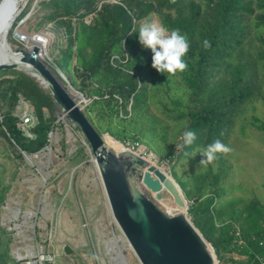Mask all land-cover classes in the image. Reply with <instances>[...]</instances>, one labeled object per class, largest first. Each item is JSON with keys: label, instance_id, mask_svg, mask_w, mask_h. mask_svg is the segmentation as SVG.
<instances>
[{"label": "trees", "instance_id": "trees-1", "mask_svg": "<svg viewBox=\"0 0 264 264\" xmlns=\"http://www.w3.org/2000/svg\"><path fill=\"white\" fill-rule=\"evenodd\" d=\"M43 5L50 8L47 18L55 21L65 36L59 56L48 66L54 73L53 65L58 67L71 85L91 98L84 112L98 132L123 143L156 142L148 132H143L145 139L136 134L149 95L143 70L154 76L149 67L151 50L140 47L135 33L142 20L155 12L169 29L178 28L187 34L191 45L187 70L175 74L179 79L176 83L174 75L167 73H159L157 81L162 88L158 98L163 110L177 117L182 133H196L197 139L190 147L165 156L170 160L172 178L186 197L192 192L188 181L175 170L177 160L205 149L217 139L227 144L235 120L247 104L255 99L264 104V0H47ZM89 16L90 21H85ZM205 40L210 48L203 46ZM73 55L75 63L70 66ZM171 86L176 88L173 95ZM17 92L30 101L37 117L33 139L24 137L16 126L13 111ZM0 101V135L17 146L19 151L14 150L18 157L22 158L21 151L32 154L48 144L57 107L47 88L34 76L22 70L0 69ZM91 114L97 119L95 123ZM261 124L264 128V122ZM215 162V170L209 164L201 174L203 180L204 175L211 176L209 186L217 185L222 177L226 179L230 170L224 155ZM206 186L198 187L188 207L193 224L210 242L218 262L230 255L237 264H257L253 253L264 255L262 206L256 200L245 206L247 223L240 230L246 246L237 253L240 257L235 256L236 249L231 247L235 224L216 225L221 211L215 207L213 214L211 207L218 191L210 187L206 194ZM230 217L238 219L240 214ZM0 264H8L5 252L0 253Z\"/></svg>", "mask_w": 264, "mask_h": 264}, {"label": "rangeland", "instance_id": "rangeland-1", "mask_svg": "<svg viewBox=\"0 0 264 264\" xmlns=\"http://www.w3.org/2000/svg\"><path fill=\"white\" fill-rule=\"evenodd\" d=\"M45 1L16 0L15 17L11 24V21L8 22L2 29L8 54L17 48L26 46L29 49L32 46L31 41L21 43L15 39V32L21 30L30 37L37 35L46 38V54L40 57L46 65L59 56V49L65 44V36L56 22L47 18L50 8L43 5ZM151 20L160 21L157 13H150L141 23ZM85 21L89 22L90 16ZM140 47L144 48L141 44ZM74 63L73 55L70 66ZM151 65L152 61L149 67L154 76L148 70H143L149 95L146 110L137 122L139 133L136 134L143 139L146 138L143 132L154 135L156 142L154 140L145 145L164 159L172 151L180 150L183 133L177 126V117L167 114L159 102V93H162L160 83L157 82L159 72ZM53 66L58 75L59 68ZM61 79L84 111L87 103L84 104L82 97L85 96L70 84L64 74ZM174 79L175 83L179 80L176 75ZM175 90L171 86L170 94L173 95ZM177 92L180 94L181 89L178 88ZM55 114L57 119L48 134V144L32 154L23 152L22 158L14 150L16 148L19 151L17 146L0 135V194H3V200L0 201V253H6L8 264H16L14 251L20 249L29 254L40 243L52 250L53 264L60 260L59 253L75 264H141L112 216L96 163L92 160L94 155L82 132L58 108ZM91 116L95 123L97 119L94 114ZM263 122L264 104L261 99H255L247 104L235 120L227 141L233 151L224 156L230 170L226 179L220 178L215 186L208 185L211 176L204 175V180L201 176L209 166L200 165L204 159L200 153L202 150L178 159L175 170L188 181L187 187L192 195L186 197L180 188L187 208H175L172 198L162 200L166 207L184 211L192 222L188 207L198 187L208 185L206 194L210 193V187L218 191L214 208L211 207L213 214L216 213L215 207L221 211L220 217L215 219L217 226L221 222H230L243 229L248 216L245 206L253 200L262 206L260 209L264 213ZM101 134L112 147L111 143L116 139L106 132ZM118 142L123 147V142ZM210 165L213 170L218 166L215 161ZM233 213L240 214V218L231 219ZM66 245L72 249V254H76L67 256L63 252ZM215 264H237V260L225 255Z\"/></svg>", "mask_w": 264, "mask_h": 264}, {"label": "water", "instance_id": "water-1", "mask_svg": "<svg viewBox=\"0 0 264 264\" xmlns=\"http://www.w3.org/2000/svg\"><path fill=\"white\" fill-rule=\"evenodd\" d=\"M31 44L29 49L13 50L11 61L0 62V69L28 71L47 88L61 114L79 127L94 155L112 216L139 262L215 264L217 259L211 245L186 213L166 207L162 202L172 198L177 206L187 208L186 199L172 176L128 149L114 151L106 146L103 134L90 122L54 71L40 59L38 45L34 40ZM64 250L71 252L67 245Z\"/></svg>", "mask_w": 264, "mask_h": 264}, {"label": "clouds", "instance_id": "clouds-1", "mask_svg": "<svg viewBox=\"0 0 264 264\" xmlns=\"http://www.w3.org/2000/svg\"><path fill=\"white\" fill-rule=\"evenodd\" d=\"M135 32V30H133ZM133 32H130L132 34ZM139 43L152 52V68L161 74L175 75L183 73L188 68L187 56L190 50V41L187 34L178 28L169 29L158 20L146 21L140 24L138 32ZM207 49L211 47L208 40L203 42ZM197 139L194 131H185L182 135L183 144L179 147H190ZM177 147V146H176ZM233 149L217 139L209 144L200 153L204 157L200 165L205 167L218 160L220 155L227 156ZM185 155H188L186 152Z\"/></svg>", "mask_w": 264, "mask_h": 264}, {"label": "built area", "instance_id": "built-area-1", "mask_svg": "<svg viewBox=\"0 0 264 264\" xmlns=\"http://www.w3.org/2000/svg\"><path fill=\"white\" fill-rule=\"evenodd\" d=\"M29 37L30 36L28 34L22 32L21 30H17L15 32V39L18 42L26 43L29 41ZM25 48L28 47L25 46ZM42 55H43L42 50L40 49L39 57H41ZM124 60L125 59H120V61H124ZM90 100L91 98L82 97V101L84 102V104L88 103ZM13 115L17 118L16 126L20 130L21 134L28 139H33L35 137L33 128L37 123V117L34 113L30 101L27 98H25L20 92L16 93ZM0 119H1V115H0ZM122 144L124 149H128L142 156L143 158L149 160L150 162L157 164L169 174L170 172L169 158H164V159L159 158L153 150H151L147 145H145L142 142L125 141ZM231 234H232L231 247L236 249V251L234 250L235 253L234 255L240 257L237 253H239L240 249L246 246V241L242 237L240 227L236 224L233 227ZM253 255H254V260L257 262V264H264V255H260L257 253H253ZM14 259L18 264H53L54 254L51 249L45 248L44 245L37 243L34 246V250L29 254L21 251H15ZM247 264H252V263L250 262Z\"/></svg>", "mask_w": 264, "mask_h": 264}, {"label": "bare ground", "instance_id": "bare-ground-1", "mask_svg": "<svg viewBox=\"0 0 264 264\" xmlns=\"http://www.w3.org/2000/svg\"><path fill=\"white\" fill-rule=\"evenodd\" d=\"M15 4H16V0H0V62L11 61V58L13 57L12 52L9 54L7 53V49L4 44L2 29L8 22H10L15 17V14H16ZM36 37H29V41L34 40V42L42 50V54L46 53V44H47L46 38L39 37L40 39L38 40ZM25 67L27 68L28 66H25ZM27 69H29L30 72H34L32 68H27ZM103 141L106 146L113 149L114 151L123 149V147L119 144L117 140L112 141L111 143L112 147L108 145V141L106 139L105 140L103 139ZM92 160H93V163H95V160L93 158ZM174 207L176 208L178 206L176 205Z\"/></svg>", "mask_w": 264, "mask_h": 264}, {"label": "crops", "instance_id": "crops-1", "mask_svg": "<svg viewBox=\"0 0 264 264\" xmlns=\"http://www.w3.org/2000/svg\"><path fill=\"white\" fill-rule=\"evenodd\" d=\"M70 248V247H69ZM17 251H21L20 249L17 250ZM15 252V251H14ZM63 252L67 255V256H71L76 254V253H73L72 254V249H71V252L70 253H66L65 250L63 249ZM75 252V251H74ZM59 257H60V260L57 262V264H75L73 261L71 262L70 259H67L66 257H64L63 255H61V253H59ZM15 260V259H14ZM16 262V261H15ZM17 264V263H16ZM79 264H82V263H79Z\"/></svg>", "mask_w": 264, "mask_h": 264}]
</instances>
